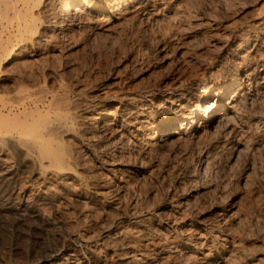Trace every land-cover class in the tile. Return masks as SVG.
Instances as JSON below:
<instances>
[{"label":"bare ground","instance_id":"1","mask_svg":"<svg viewBox=\"0 0 264 264\" xmlns=\"http://www.w3.org/2000/svg\"><path fill=\"white\" fill-rule=\"evenodd\" d=\"M190 27L197 71L162 88L56 67L79 33L149 53ZM0 223L3 264H264V0H0Z\"/></svg>","mask_w":264,"mask_h":264},{"label":"rangeland","instance_id":"2","mask_svg":"<svg viewBox=\"0 0 264 264\" xmlns=\"http://www.w3.org/2000/svg\"><path fill=\"white\" fill-rule=\"evenodd\" d=\"M191 29H192L191 27L188 30L185 29V31H186L185 32V31H183L184 29L179 28V30L177 29V32H174L172 36L165 38V39L159 38V36H155V39H156V37H157V39L154 40V38H153V43H154L153 44V50H151V52H149V53H148V51H150V50H144L139 45V43L137 42L134 35L133 36L129 35V40H131V41L126 43V41H125L126 39L124 36V34H126L125 28H123L122 31L120 32L121 38L120 37L117 38V40H116L117 43L112 42V44L107 43V42H104V44H102L103 42L98 39V36H96L95 38H89V40H87L88 37L84 33H79L78 35L77 34L75 35V40H77V44H76L75 50L72 52L73 54L69 53L70 55L68 54V55L64 56V57H66L65 59H63L64 57L62 59H59L58 63L56 64V67H59L58 71H59V73H61V77L65 82L68 81L67 83L70 82L71 84L77 85L79 87H83L84 85H85L84 87H91L92 86L93 88L103 89L104 91L106 89L108 91H110L109 89L111 87H112L111 90H120V89L126 88V86H128V85H130L131 89H139V86H140V88H141V86L142 87H144V86L150 87V88H156L155 86H157L158 88H162V87H165L166 85L168 86V84L169 85L173 84L176 80H180V79H183L184 77L192 75L197 71V67H195V66H197V62L193 61L191 59V57L195 53H196V55L199 54V52H197V51L195 52V50L193 51V49L196 45L203 42V38L199 35L196 36L195 34H193L192 33L193 30H191ZM187 31L188 32L190 31L189 34ZM180 33H183L184 35L183 34L180 35ZM190 34H192V37L188 38V36ZM84 35H85V37H84ZM79 37H81V38H79ZM173 37L175 39H173ZM181 37H183V38H181ZM132 38H134V41ZM188 39H190L192 42ZM131 42L134 45H132ZM197 42H199V43H197ZM88 43H90V44H88ZM86 44H88V45L86 46ZM80 45H82V46H80ZM115 45L118 47H116ZM126 46H128V48ZM131 46H133V49L129 50V48H132ZM99 47H100V49H99ZM122 47H123V51H122ZM189 47H191V48H189ZM77 49H78V51H77ZM128 50L130 51L129 54H128ZM142 50L146 51L147 53L146 52L143 53ZM156 50H157V52H156ZM84 51L87 54H85ZM87 51H90V53ZM132 51H135V52H132ZM106 52L108 54H106ZM153 53H154V55H153ZM145 54H146V56H144ZM74 55L77 59L74 57ZM131 55H133L135 58L133 56L131 57ZM189 55H191L190 58H189ZM67 57L69 60L67 59ZM130 57H131V59H130ZM151 57H152V59H151ZM128 58H129V60H128ZM66 59L68 60V62L66 61ZM137 60L139 62H137ZM63 61H64V63H63ZM134 61H136L137 64ZM59 62H60V65H58ZM128 62H130V65ZM133 63H135L134 68H133ZM125 64H126V66H125ZM131 65H132V67H131ZM67 68H68V70H67ZM131 68H133V69H131ZM62 70H63V72H61ZM186 73H187V75H186ZM69 76L73 79L76 78V79H74L75 81L73 79L69 78ZM77 79H78V81H77ZM170 81H173V82H170ZM78 82L80 84H78ZM97 83H99V84H97ZM116 83H118V84H116ZM87 84H88V86H86ZM106 84H107V87H103V86H106ZM95 85H98V86H95ZM124 85H126V86H124ZM186 153H188V152H186ZM185 154L180 155L178 153V155H177V154H174L170 150L164 151L162 155L160 154L159 156H161V157L160 158L157 157V164L159 165L160 163H162L159 166L157 165V169L160 173V176L163 174L161 177L164 176L165 178H167L165 173H166L167 169L170 170L171 167L172 168L176 167L177 169H178V167H180L183 172H186L189 165L192 162V160H191L192 156H191V153H188L186 155ZM174 157L176 158V160ZM161 166L162 167L164 166V167L161 168ZM158 167H160V168H158ZM164 168L166 170H164ZM10 192H11V190L8 191L9 194H10ZM1 229H2V226L0 223V254H2V255H0V263L1 262L4 263L7 261L12 262L10 260H13L14 263L18 262L20 259L23 258V254H24L23 244L21 242H16V244L14 243V241L11 242L10 231L8 229H5V228H3L4 230L3 229L1 230ZM9 237H10V239H9ZM10 244H12V245H10ZM12 246L16 247L18 249L17 253L12 254L10 251H7ZM8 252H10V253H8ZM9 254L12 256H10ZM3 263H1V264H3Z\"/></svg>","mask_w":264,"mask_h":264}]
</instances>
